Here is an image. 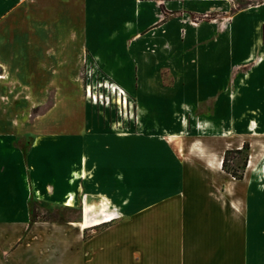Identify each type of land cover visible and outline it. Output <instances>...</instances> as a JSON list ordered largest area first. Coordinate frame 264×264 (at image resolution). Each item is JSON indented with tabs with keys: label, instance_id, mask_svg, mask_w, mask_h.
<instances>
[{
	"label": "crops",
	"instance_id": "1",
	"mask_svg": "<svg viewBox=\"0 0 264 264\" xmlns=\"http://www.w3.org/2000/svg\"><path fill=\"white\" fill-rule=\"evenodd\" d=\"M30 14L56 39L79 36L131 95L138 130H49L26 149L0 134V264H264V0H0L10 64ZM176 122L206 148L182 152L164 128ZM244 142L234 178L223 156ZM32 202L79 218H36Z\"/></svg>",
	"mask_w": 264,
	"mask_h": 264
},
{
	"label": "rangeland",
	"instance_id": "2",
	"mask_svg": "<svg viewBox=\"0 0 264 264\" xmlns=\"http://www.w3.org/2000/svg\"><path fill=\"white\" fill-rule=\"evenodd\" d=\"M25 21L27 28L21 31L12 30L10 37L14 43L20 41V33L25 37L24 45L21 47L23 52L20 64L18 65L17 62L10 64L0 56L1 62L7 66L9 72V79L0 81L2 103L0 134H10L15 145L26 149L36 134L49 130L94 131L102 134H131L138 130L136 125L138 118L136 111L133 110L131 95L120 86L127 94L128 103L124 105L123 101L122 103L117 101L121 97L124 100L123 93L121 94L119 90L115 93L111 88L106 87L107 83L114 81H110L98 70L95 62L80 46L79 36L73 34L72 37L62 39L59 36L56 39L48 22L41 21L32 14L26 15L21 24L23 25ZM2 33L4 35L5 31L3 30ZM50 55L53 60H50ZM3 72L0 67V73ZM178 123L176 122L172 127L164 125V128L168 130L167 132L175 130L180 135L182 152L200 146L202 148L204 143L196 139L199 131L194 130L191 125L188 128ZM138 127L140 129L141 126ZM204 131L200 132L204 133ZM204 148L206 147L203 145L202 149ZM245 157H247L246 149L240 153L233 151L228 153L225 168L240 172ZM78 160L83 162L85 159L82 155ZM140 166L136 181L146 183L147 175L143 173L146 168L145 162H140ZM79 168H82L81 163L75 170ZM121 178L126 182L128 174L124 173ZM81 194L82 192L80 199L83 197ZM72 195L76 203V196ZM68 196L67 194L63 200L64 205ZM31 208L36 218L60 221L78 220L80 210L79 208L68 210L61 204L54 206L42 203L41 206L35 202H32ZM111 221L101 223V226ZM87 234L89 233L86 232L85 235Z\"/></svg>",
	"mask_w": 264,
	"mask_h": 264
},
{
	"label": "bare ground",
	"instance_id": "3",
	"mask_svg": "<svg viewBox=\"0 0 264 264\" xmlns=\"http://www.w3.org/2000/svg\"><path fill=\"white\" fill-rule=\"evenodd\" d=\"M63 31V30H62ZM51 32V31H50ZM66 34V33H65ZM64 34V35H65ZM71 34V33H70ZM45 36V35H44ZM0 67L4 70V72L3 73H0V81L1 80H6V79H9V72L7 71V66L4 64V63H2V62H0ZM60 71V70H59ZM11 72V71H10ZM51 72V71H50ZM63 72V71H62ZM51 74V73H50ZM49 78V77H48ZM59 78V77H58ZM57 78V79H58ZM11 79V78H10ZM63 79V78H62ZM75 79V78H74ZM61 80V79H60ZM59 80V81H60ZM58 81V80H57ZM49 82V81H48ZM55 84V83H54ZM77 84H78V82H77ZM112 84V85H111ZM104 87V86H103ZM106 87H109V88H111L115 93L119 90V92L122 94L123 93V95H124V100L122 99V97L121 98H119L117 101L118 102H120V103H122V101H123V103H124V105H127V103H128V101H127V94H126V92L125 91H123L120 87H117L116 86V84L115 83H107V85H106ZM62 88V87H61ZM82 89V88H81ZM61 91V90H60ZM88 93L90 94V89L88 88ZM29 94H31V93H29ZM64 97H66V96H64ZM63 97V98H64ZM29 99V98H28ZM56 102V101H55ZM57 102H59L58 100H57ZM63 104H64V102H63ZM60 106V105H59ZM58 106V107H59ZM61 106H62V104H61ZM70 107V106H69ZM53 111H54V109H53ZM60 111H61V109H60ZM52 112V111H51ZM63 112V111H62ZM53 113V112H52ZM63 114H64V112H63ZM56 115V114H55ZM54 115V116H55ZM52 116V115H51ZM48 117V116H47ZM134 117H135V115H134ZM59 118H61V117H59ZM62 119V118H61ZM41 121V120H40ZM56 121H58V120H56ZM253 121V120H252ZM121 135H130V133H127V134H121ZM179 137H180V135L178 134V133H174V134H168V136H167V138L169 139V140H171V141H173V143H176V144H180L181 142H180V139H179ZM175 145V144H174ZM181 148V147H180ZM84 164V163H83ZM84 167V166H83ZM81 174L82 175H86V172H85V170L84 169H81ZM65 205H67V206H73L74 205V198H73V195L71 194L67 199H66V202H65ZM82 225V224H81Z\"/></svg>",
	"mask_w": 264,
	"mask_h": 264
},
{
	"label": "trees",
	"instance_id": "4",
	"mask_svg": "<svg viewBox=\"0 0 264 264\" xmlns=\"http://www.w3.org/2000/svg\"><path fill=\"white\" fill-rule=\"evenodd\" d=\"M243 149H248V143L244 142L242 145V148L240 149H232V150H226L223 156V160H222V169L225 170L226 172L230 173L234 178H241L242 177V169L244 168L245 164H246V159L247 157H245L242 168L240 170V172L234 171V170H229L227 168H225V162L228 159V153L230 152H235V153H240L242 152Z\"/></svg>",
	"mask_w": 264,
	"mask_h": 264
}]
</instances>
